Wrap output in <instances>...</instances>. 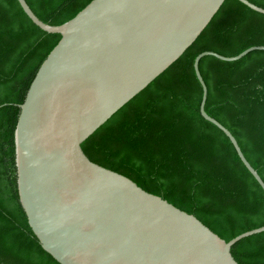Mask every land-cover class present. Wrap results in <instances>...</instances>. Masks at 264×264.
I'll list each match as a JSON object with an SVG mask.
<instances>
[{
  "label": "water",
  "instance_id": "95a60500",
  "mask_svg": "<svg viewBox=\"0 0 264 264\" xmlns=\"http://www.w3.org/2000/svg\"><path fill=\"white\" fill-rule=\"evenodd\" d=\"M32 21L61 38L42 62L20 104L15 130L18 190L42 247L61 264H239L229 241L196 215L92 161L82 143L193 44L225 0H91L70 20ZM264 13V7L240 0ZM264 45L226 56L199 53L201 114L222 129L264 189L237 138L206 111L200 60L235 61Z\"/></svg>",
  "mask_w": 264,
  "mask_h": 264
},
{
  "label": "trees",
  "instance_id": "16d2710c",
  "mask_svg": "<svg viewBox=\"0 0 264 264\" xmlns=\"http://www.w3.org/2000/svg\"><path fill=\"white\" fill-rule=\"evenodd\" d=\"M45 22L73 18L91 0H26ZM264 7V0H250ZM61 38L38 25L18 0H0V264H61L41 245L21 204L15 130L20 104ZM264 45V13L225 0L186 51L83 143L94 162L196 215L229 241L264 225V189L226 133L200 111L196 56H233ZM206 111L237 138L264 180V50L235 61L200 60ZM239 264H264V231L232 247Z\"/></svg>",
  "mask_w": 264,
  "mask_h": 264
}]
</instances>
